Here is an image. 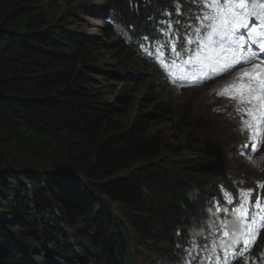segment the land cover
Listing matches in <instances>:
<instances>
[{
	"label": "trees",
	"instance_id": "1",
	"mask_svg": "<svg viewBox=\"0 0 264 264\" xmlns=\"http://www.w3.org/2000/svg\"><path fill=\"white\" fill-rule=\"evenodd\" d=\"M62 1L0 0V264H174L235 171L218 164L232 135L165 97L158 77L142 110L138 76L109 104L99 65L119 51L139 62L135 46L109 26L108 43L78 32L84 5L66 20ZM87 2L137 44L185 0Z\"/></svg>",
	"mask_w": 264,
	"mask_h": 264
},
{
	"label": "snow or ice",
	"instance_id": "2",
	"mask_svg": "<svg viewBox=\"0 0 264 264\" xmlns=\"http://www.w3.org/2000/svg\"><path fill=\"white\" fill-rule=\"evenodd\" d=\"M193 2L197 3L200 11L194 16V26L185 25L191 31L185 32L181 50L177 51L175 39H167L170 32H165L166 38L156 48L161 57L164 44H168L173 52L175 59L170 62L169 71V75L174 73L173 79L202 84L229 71L235 64H250L257 58L264 59V0ZM168 27L171 29V24ZM245 52L249 55H244ZM165 67L168 68L167 65ZM217 95L224 96L236 105L240 131L249 133L250 139L254 141L251 151H255L264 140V67L243 69ZM258 187L264 188V183H258ZM251 192L241 190L239 193L240 200L235 211L239 219L247 222V231L244 246L238 253H232L233 257L243 255L247 250L257 224L264 227V205L258 193L255 201H250ZM249 204L251 210L247 207ZM225 235L228 233L225 232Z\"/></svg>",
	"mask_w": 264,
	"mask_h": 264
},
{
	"label": "rangeland",
	"instance_id": "3",
	"mask_svg": "<svg viewBox=\"0 0 264 264\" xmlns=\"http://www.w3.org/2000/svg\"><path fill=\"white\" fill-rule=\"evenodd\" d=\"M89 0H64L60 2L57 5V10H56V15L60 16L63 15V19L65 18L66 20L69 18L74 17V13L77 11V7H80L81 5H84L83 7V15H77L78 17H81L78 19V22L75 23L76 30L78 32H82L83 34L87 33L89 35H94L97 38H101L103 42H107L106 38L103 35V32L101 31V28H107L109 25L106 23L107 21V16L103 13V19L98 20L97 18H94L93 16L89 15V11L86 9H90V5H92V2H87ZM66 14V15H65ZM93 17V18H92ZM109 22V21H107ZM65 23V22H64ZM111 26V31L114 33V40H118V42H121L126 46L130 47L129 44V38H128V33L120 29L119 27H116L117 23L112 22L109 23ZM110 27V26H109ZM178 29V28H177ZM116 42V41H115ZM122 52H114L112 55H108L107 57H103L99 67H101L104 72H106V75L110 80H112L113 83H111L114 87H112L110 90L108 89L107 91V97L105 99L109 102V104H113L117 102V97L119 95V91L121 90L122 81L125 80L126 76L130 75L129 77L133 76H138L137 77V90H139L136 95L135 99L136 102L133 104L134 105V110H142L143 105L145 103L142 101L143 98L146 96V89H149L150 87H155L152 85V80L157 79V71L151 67V64L146 63L145 60H141L140 62H130V67L126 65V58L122 56ZM154 72V76H149L150 73ZM106 86V85H103ZM117 86V87H116ZM212 89L209 91H206L204 89L201 90H188L184 91L182 94L176 93L175 95H172L169 93L165 94V97L168 96L169 100L175 101L176 104H182V101L184 103H188L192 113L194 116H201L205 114V110L209 107L206 106V100L205 98L209 96L210 92ZM138 104H141L138 106ZM215 105L219 104L221 107L223 106V102L219 103H214ZM221 120L223 118H220ZM173 121V118L171 119ZM170 124V123H168ZM167 124V125H168ZM166 126V125H165ZM254 162V161H253ZM220 167V166H219ZM253 174V173H252Z\"/></svg>",
	"mask_w": 264,
	"mask_h": 264
}]
</instances>
